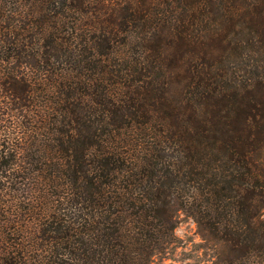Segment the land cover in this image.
<instances>
[{"label": "trees", "instance_id": "16d2710c", "mask_svg": "<svg viewBox=\"0 0 264 264\" xmlns=\"http://www.w3.org/2000/svg\"><path fill=\"white\" fill-rule=\"evenodd\" d=\"M264 264V0H0V264Z\"/></svg>", "mask_w": 264, "mask_h": 264}, {"label": "rangeland", "instance_id": "374dc122", "mask_svg": "<svg viewBox=\"0 0 264 264\" xmlns=\"http://www.w3.org/2000/svg\"><path fill=\"white\" fill-rule=\"evenodd\" d=\"M176 242L168 249L154 256L155 262L166 264H210V256L193 219L185 213H179L174 229Z\"/></svg>", "mask_w": 264, "mask_h": 264}]
</instances>
